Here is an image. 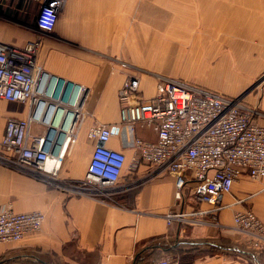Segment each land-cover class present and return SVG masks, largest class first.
<instances>
[{
	"label": "crops",
	"instance_id": "obj_1",
	"mask_svg": "<svg viewBox=\"0 0 264 264\" xmlns=\"http://www.w3.org/2000/svg\"><path fill=\"white\" fill-rule=\"evenodd\" d=\"M39 4L33 0H0V44L23 49L38 43L36 65L86 87L84 109L90 114L69 146L60 177L82 180L94 151L87 130L94 123L120 122L119 91L129 76L141 78L146 99L156 94V77L138 74L150 66L152 45L178 46L181 64L189 55L188 81L231 98H244L259 112L264 126V0H65L53 32L37 27ZM190 47L189 53L186 47ZM164 75V74H162ZM166 77H171L165 75ZM11 104H16L11 107ZM30 104L0 102V143L8 118L26 119ZM33 135L45 127L35 122ZM138 136L156 142L151 130ZM109 147L122 150L118 137ZM128 166L133 152L127 151ZM126 172V177H127ZM175 177L165 175L136 192L119 196L113 206L67 196L38 177L0 163V209L41 212L43 229L20 243L0 245V264H155L176 257L179 264H264V250L250 248L233 232L237 212L251 210L264 222V179L247 174L224 199L217 216L222 226L168 224L172 211L208 210L192 199L178 202ZM212 221V216H206Z\"/></svg>",
	"mask_w": 264,
	"mask_h": 264
},
{
	"label": "built area",
	"instance_id": "obj_2",
	"mask_svg": "<svg viewBox=\"0 0 264 264\" xmlns=\"http://www.w3.org/2000/svg\"><path fill=\"white\" fill-rule=\"evenodd\" d=\"M39 4L37 27L53 32L65 0H33ZM38 43L23 49L0 44V102L30 104L26 119L8 118L0 143V163L46 181L57 191L113 206L119 196L165 176L175 177L178 202L192 199L208 210L172 211L168 224L227 228L216 221L227 205L224 199L243 176L264 179V126L257 109L244 98H231L183 80L156 75V94L146 99L141 78L129 76L119 91L120 122L115 126L94 123L87 137L94 151L82 180L60 177L63 158L78 139L87 117L86 87L50 74L36 65ZM259 86V85H258ZM257 86V87H258ZM37 122L42 135L32 134ZM151 130L156 142L138 136ZM118 137L122 150L109 147ZM127 151L133 152L128 166ZM127 177H126V172ZM137 176V180L133 177ZM212 216V221L201 218ZM41 212L17 213L12 205L0 209V245L20 243L43 229ZM233 232L250 248L264 250V222L251 210L237 212ZM156 264H179L165 257Z\"/></svg>",
	"mask_w": 264,
	"mask_h": 264
},
{
	"label": "rangeland",
	"instance_id": "obj_3",
	"mask_svg": "<svg viewBox=\"0 0 264 264\" xmlns=\"http://www.w3.org/2000/svg\"><path fill=\"white\" fill-rule=\"evenodd\" d=\"M179 48L178 46H159V45H152L151 46V53H150V66L146 69L135 66L137 68L138 74H144L143 76L152 77L154 78L156 75H168L172 78H183L188 81H196V79H191L189 76H186L189 67L188 60L189 55L186 54L184 56V60L181 61V64H176V59L179 57ZM188 51V52H187ZM190 47H186V52L189 53ZM140 72V73H139ZM256 89V88H254ZM253 91V90H252ZM11 107H14L16 104H11ZM1 126V125H0ZM138 177L134 176L133 180H137ZM138 189L132 191L133 193L136 192ZM130 192V193H132Z\"/></svg>",
	"mask_w": 264,
	"mask_h": 264
},
{
	"label": "trees",
	"instance_id": "obj_4",
	"mask_svg": "<svg viewBox=\"0 0 264 264\" xmlns=\"http://www.w3.org/2000/svg\"><path fill=\"white\" fill-rule=\"evenodd\" d=\"M153 257H154V254H150V255H148L147 257H146V259H143L142 261H139L138 263H144V261L145 260H147V261H150V260H152L153 259ZM157 263V262H156ZM155 263V264H156Z\"/></svg>",
	"mask_w": 264,
	"mask_h": 264
},
{
	"label": "water",
	"instance_id": "obj_5",
	"mask_svg": "<svg viewBox=\"0 0 264 264\" xmlns=\"http://www.w3.org/2000/svg\"><path fill=\"white\" fill-rule=\"evenodd\" d=\"M264 81V78L263 79H260L257 83L254 84V86L249 90H253L254 88H256L258 85H260L262 82Z\"/></svg>",
	"mask_w": 264,
	"mask_h": 264
}]
</instances>
